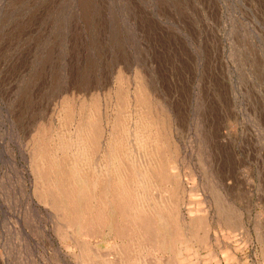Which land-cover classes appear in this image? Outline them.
Returning <instances> with one entry per match:
<instances>
[{"label": "rangeland", "instance_id": "1", "mask_svg": "<svg viewBox=\"0 0 264 264\" xmlns=\"http://www.w3.org/2000/svg\"><path fill=\"white\" fill-rule=\"evenodd\" d=\"M0 264H264V0H0Z\"/></svg>", "mask_w": 264, "mask_h": 264}, {"label": "bare ground", "instance_id": "2", "mask_svg": "<svg viewBox=\"0 0 264 264\" xmlns=\"http://www.w3.org/2000/svg\"><path fill=\"white\" fill-rule=\"evenodd\" d=\"M92 113V112H91ZM86 122V121H85ZM95 126V125H94ZM93 126V128H96V126L94 127ZM134 136V135H133ZM81 139V138H80ZM96 140V139H95ZM36 142V141H35ZM92 142H94V141H92ZM40 144V143H39ZM47 145V144H46ZM35 146V145H34ZM56 155V154H55ZM37 156V155H36ZM35 159H37V157H35ZM57 159V158H56ZM133 160V159H132ZM35 163V162H34ZM52 166V165H51ZM52 168H54V166H52ZM137 170V169H136ZM56 171V170H55ZM58 171V170H57ZM34 172H36V171H34ZM98 172V171H97ZM55 173V172H54ZM106 174V173H105ZM40 175V174H39ZM37 176H38V174H37ZM43 176V175H42ZM55 176V175H54ZM116 177V176H115ZM41 178V177H40ZM43 178V177H42ZM41 178V179H42ZM138 178V177H137ZM119 179V178H118ZM117 181V180H116ZM120 181V180H119ZM118 181V185L116 186V184H114L113 185V188H114V191H115V193H118V194H124V195H126V196H128L127 195V192H124V191H122V189L120 190V191H117V190H115V189H117L118 188V186H119V182ZM108 182V181H107ZM122 182V181H121ZM43 183V182H42ZM58 183V182H57ZM83 185H85L86 187H84ZM94 185V184H93ZM82 186H83V188H82ZM40 187H41V185H40ZM40 187H38V188H40ZM76 187H77V190H78V194L75 196V195H73V196H71L70 197V202H72V203H75V204H78V207L80 208L81 207V204H83V202H84V200L87 198V195H89L88 194V190H86V192H85V189H87L88 188V184L85 182V184L84 183H82L81 181H79L78 183H76ZM41 189H42V187H41ZM59 189V188H58ZM43 190V189H42ZM125 190V189H124ZM127 190V189H126ZM129 190V189H128ZM127 190V191H128ZM39 191V190H38ZM50 193V192H49ZM61 193V192H60ZM46 194H47V192H46ZM51 194V193H50ZM109 194V193H108ZM41 195V194H40ZM43 195V194H42ZM52 195V194H51ZM50 195V196H51ZM47 196V195H46ZM52 196H54V195H52ZM62 197V196H61ZM47 198V197H46ZM54 198V197H53ZM53 198H51V200L53 199ZM60 198V197H59ZM63 198V197H62ZM44 199V198H43ZM48 200V199H47ZM51 202V201H50ZM53 203L55 204V205H59V199H57V200H54L53 201ZM67 203H68V201H67ZM53 205V204H52ZM125 205V204H124ZM123 208L121 207V206H119L118 207V211H120V210H122ZM56 212L58 211V210H55ZM227 217V216H226ZM134 233V232H133Z\"/></svg>", "mask_w": 264, "mask_h": 264}]
</instances>
